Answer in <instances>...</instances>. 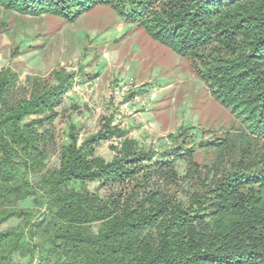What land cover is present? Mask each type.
<instances>
[{
	"label": "trees",
	"instance_id": "16d2710c",
	"mask_svg": "<svg viewBox=\"0 0 264 264\" xmlns=\"http://www.w3.org/2000/svg\"><path fill=\"white\" fill-rule=\"evenodd\" d=\"M108 5L180 56L212 96L242 119L247 131L203 139L210 165L193 160L182 140L172 157L155 160L105 120L99 130L46 160L55 139L46 123L73 82L0 70V264L12 256L31 264H264V0H0L19 14H52L73 21ZM119 138L113 159L95 146ZM186 162L179 195L175 161ZM29 176H38L34 184ZM98 182L105 197L72 182ZM182 190V189H180ZM32 198L31 207L19 206Z\"/></svg>",
	"mask_w": 264,
	"mask_h": 264
},
{
	"label": "rangeland",
	"instance_id": "374dc122",
	"mask_svg": "<svg viewBox=\"0 0 264 264\" xmlns=\"http://www.w3.org/2000/svg\"><path fill=\"white\" fill-rule=\"evenodd\" d=\"M9 68L20 83L28 77L53 79V71L73 74V82L56 106L50 127L54 149L46 160L48 169L59 166L60 150L77 133L78 142L96 133L105 120L119 127L121 139L141 150L155 152V160L172 157L182 140L193 147V160L210 165L215 152L200 146L203 139L224 138L247 131L242 119L215 99L196 76L192 60L151 38L108 5H96L73 21L52 14L23 15L0 7V70ZM119 138L113 136L95 146V155L111 161ZM180 177L178 195L185 199L188 181L182 179L186 162L175 161ZM32 183L38 176H29ZM105 197L98 182H72ZM182 189V190H180ZM32 198L19 206L31 207ZM16 218L0 225H17ZM11 264H31L29 257L12 256Z\"/></svg>",
	"mask_w": 264,
	"mask_h": 264
}]
</instances>
